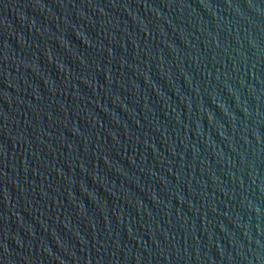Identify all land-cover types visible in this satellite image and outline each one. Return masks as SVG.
<instances>
[{"label":"water","instance_id":"obj_1","mask_svg":"<svg viewBox=\"0 0 264 264\" xmlns=\"http://www.w3.org/2000/svg\"><path fill=\"white\" fill-rule=\"evenodd\" d=\"M0 264H264V0H0Z\"/></svg>","mask_w":264,"mask_h":264}]
</instances>
